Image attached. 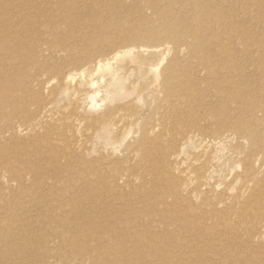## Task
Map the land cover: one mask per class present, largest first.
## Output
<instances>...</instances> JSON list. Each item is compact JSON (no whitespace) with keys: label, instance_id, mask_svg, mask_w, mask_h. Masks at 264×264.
Here are the masks:
<instances>
[{"label":"bare ground","instance_id":"obj_1","mask_svg":"<svg viewBox=\"0 0 264 264\" xmlns=\"http://www.w3.org/2000/svg\"><path fill=\"white\" fill-rule=\"evenodd\" d=\"M25 1L0 0V63L6 53L20 56V47L13 46L12 43L15 39H21L24 31L29 35L36 33L32 38H36L40 34L43 36L45 33L48 37L56 35L59 31L57 25L64 21L69 30L66 34H69L73 41L79 35L78 30L73 27L80 29L79 24L82 22H87L85 25L95 32L100 28L101 31L97 35L87 33L83 36L84 49L81 57L66 59L65 66L71 68L67 77L73 75L71 74L72 70L81 68L85 63H92L99 57L92 70L82 69L77 75L81 76L80 86H96L97 91L90 96L92 107L103 106L105 101H109L102 117L93 119L89 123L91 125H88V130L94 133L102 129V133L97 136L100 140H103V136L109 139L111 135H114L112 138H118L121 134L119 132L115 134L114 124L122 122L123 128L127 125L129 118L133 117L135 131L132 132V135L131 132L127 134L126 139L131 137L127 144L120 148L111 146L112 148L110 147L106 154L96 149L100 154H95V157L87 158L84 153H80V157L78 155L71 157L66 162L69 177L52 175L57 181L56 187L51 184L47 185L44 177L42 178L43 182L37 187V185L25 184L23 181L24 168L29 164L31 158L6 157L7 151L13 146L15 150L19 151L23 147V143L18 145L17 139L30 129L42 127V134L37 135L39 138L35 144V150L47 151L48 148L52 158L61 156L66 153L70 145L67 143L62 145L56 133L67 139L66 129L63 130L65 126L56 131L55 124H48L47 127L45 107L37 112L35 122L31 124L23 120L17 125L10 122L8 129L13 126L12 133L9 132L10 136L6 139L5 144H0V156L6 157L4 167L15 171L14 179L21 186V189L15 193L25 195L26 191L32 190L33 196L39 201L35 202L37 205L44 204L46 206L45 203H47L46 210L43 208L44 218L47 216V221L44 219L42 224L38 221L36 226V221L26 222L20 219L17 225H14L17 212L11 205L13 203L18 205L27 198L18 197L14 201L3 198L7 202L6 214L9 216L3 218L0 214V222L9 226H6L7 229L4 227L0 229V264H51L49 261L51 257H56L60 260L59 262L64 264H159L165 258L167 260L164 264H215L211 258H207L208 255L206 256L204 251L193 250L191 257L184 251L186 246L177 242L171 249L173 245L168 242L164 244L162 240L165 237L185 234L193 235V246L200 242L198 247H202L206 243L208 246L216 248L227 241L232 244L234 242L232 239L237 235L251 236L252 234L251 239L244 240L242 245L254 251L253 253L240 247L236 250L228 249V245H224L222 249H214L221 253L222 260L219 264L264 263V250H262L264 245L255 246L252 243L258 227H255V223L247 224L245 218L249 209L255 210L258 204L264 206V191L262 194L259 191L257 200L250 203L246 199L237 201V195H230L222 189L218 191L219 193H215L218 194L216 197H211L213 192L210 193L205 186L208 184L207 174L210 169L207 162L200 164V166H206L207 172L195 173V184L186 191L187 196H184L180 186L181 183H185L186 177L181 174L175 176L172 171L173 165L182 164L183 166L185 164L184 161H179V157L184 152V140L188 135H190L189 139H199L197 136L202 135L203 139L200 140L205 141L206 144L208 141L207 146L210 148L217 147L223 140L227 143L230 142L232 148L236 149L234 153H237L238 150L240 153L242 151L241 163L245 166L242 173L250 171L255 155L264 151V118L256 119L251 111L258 108L264 111V98L253 101L250 107L245 108L243 114L239 111L237 117L235 110L233 114L225 116V111H221L219 108L211 109L209 110L211 116L218 122H223L221 126H216L220 130L215 134H207L210 131L203 126L201 131L189 134L185 128L186 121L177 120L179 115L185 116L184 112L186 111H182L179 104H176L174 91L180 90L184 97L192 99L189 86H193V82L190 79L184 81V78L180 76L179 81H176L177 84L174 83L175 79L184 72L182 70L187 62L175 59L169 64V68L160 69L156 76L160 87L161 73L164 75L162 77L164 88L167 91L166 102L170 103L171 107L170 110H164V106H160L165 124L163 127L158 126L160 128L157 131L153 129L156 133L154 131L151 135V129H147L150 119L146 121V117L152 115L153 94L147 92L146 85L131 82L133 78H137L133 81H138V77L140 78V75L135 71L141 64V61L135 58L137 51H133L134 48H129L131 46L116 49L126 43L133 45L135 40L141 43V46L150 48L165 45L164 49L167 53L170 48L177 50L186 45L190 56H195L200 64L203 62L204 66L210 65L213 70L221 66L231 70L233 66L228 60L220 59L218 66H215L216 63L213 61L221 57L220 53L233 48L226 50L225 47L219 49L218 46H221L220 44L224 42L225 38L234 40L237 36L242 35L244 42H248V39L253 40L255 36L248 35L247 31L239 32L241 25L238 26L232 22L235 8L231 7L226 0H133L130 5L127 4V0H109L107 7L112 9V14L118 15L124 8L125 17L120 16L115 19L112 22L114 24L103 23L99 26L96 25V22H105L98 18L100 14L97 15L96 12L99 0H89L88 4L92 6V9L88 11L89 14L83 13L78 18V22H72L69 17L55 13L47 16V11L39 10L34 18L29 19L31 26L23 29L28 3L31 0ZM147 2L149 4L145 5ZM242 3L243 0H235L236 5ZM147 7L152 9L155 17L160 18L159 24L138 34L139 22L150 21L145 12ZM18 10L19 12H17ZM134 14L138 17L136 21L132 19ZM91 16L93 17L90 18ZM125 23L132 24V29H129L128 32L123 26ZM18 24H21L19 29ZM110 26L119 27L122 34L107 36V28ZM42 28H45L44 33L41 32ZM105 29L106 31H104ZM149 41L157 44L146 45ZM59 43L60 41L55 40L52 45H59ZM62 46L71 50L70 55L77 52L72 48V44L69 45L65 42ZM147 49L149 48L140 50ZM109 53L113 54L108 57ZM128 53L134 54L129 61L131 66L114 61ZM93 54L96 56L95 58H93ZM35 56L41 57L38 53H35ZM210 61L213 62L212 65ZM47 64L45 61L44 67H47ZM94 71L98 74L96 78H93ZM84 74H87L85 79L82 77ZM204 77L208 78L209 76ZM5 78L7 81L4 80ZM12 78L16 79L17 75L11 76L9 72L4 71V68L2 71L0 70V121L4 118L8 119L5 109L6 106L13 103V93L16 88L13 91L11 82L15 80ZM50 82L51 80L48 83ZM41 83L45 86L47 81H41ZM137 86H139L140 95L136 97L138 101L144 103L143 109H135L129 104L116 103L117 98L121 96L119 95L120 89L125 88L127 96H131ZM99 93H103L104 97ZM65 94L66 90H60L55 94V100L63 98ZM88 96L89 93L87 98ZM25 100L26 98L21 96L16 98L14 112L24 107ZM128 107L129 113L116 115V110L117 112L124 111ZM104 115H106L105 118H103ZM186 117H190L192 120L195 118L194 115ZM137 125H143L145 137H137V132H139ZM227 125L230 129L226 127ZM1 133L2 131H0V136ZM4 138L0 137V140ZM244 139H247L246 147L241 142ZM168 140L171 142L169 147ZM89 148L86 146L84 151H88ZM160 148H162L163 154L159 153ZM257 148H261L262 151ZM25 149L27 148L25 147ZM133 152L135 155L132 154ZM58 159L60 158H56V160ZM73 161H78V168L74 167ZM44 162L47 164V160ZM126 163L128 164L126 165ZM256 170L252 169L249 174L245 173L244 176L251 179L256 175ZM30 173L38 175L37 169ZM23 185L30 186L26 188L22 187ZM259 186L255 183L253 189L256 191ZM208 188L210 189V187ZM3 193L0 192V196ZM193 194L201 195L199 205L194 203ZM228 198H233L231 201L233 203L226 202ZM223 202L224 205L220 206ZM25 206L19 207L32 216V211L28 212L29 210ZM257 209L262 210L264 207ZM233 216L237 219H233ZM46 226L53 238L59 239L57 240L58 244H55L54 247H51L54 240L52 243L47 242V233L34 232L37 229H45ZM20 230H23V235L18 238L19 241H15L13 234ZM222 236L226 239L222 240ZM22 240L25 242L21 243ZM231 252L234 255H231ZM234 257L235 259L232 260Z\"/></svg>","mask_w":264,"mask_h":264},{"label":"rangeland","instance_id":"obj_2","mask_svg":"<svg viewBox=\"0 0 264 264\" xmlns=\"http://www.w3.org/2000/svg\"><path fill=\"white\" fill-rule=\"evenodd\" d=\"M23 1V0H17ZM25 1V0H24ZM109 0H99L98 9H96L98 18L103 21L96 22V25L101 26L103 23L114 24L112 23L115 19L124 16V8L120 10L118 15L112 14L110 8L107 7ZM230 3L231 7H234L232 15V22L241 25L239 32L247 31L248 35H255L253 40L245 39L248 42H244L242 35L237 36L234 40L225 38L224 42L218 46L221 48H233L227 50L224 53H220L221 57L217 60L213 61L216 63L215 66H218L220 63V59H226L231 63V70H228L224 67H218L213 70L212 66L208 65L204 66L203 62L201 64L198 62V59L194 56H190L188 52L187 46L183 45L179 49H172L167 53L165 45H161L159 47H145L141 46L137 40L134 41L133 45L130 43H126L125 45H120L118 48H123L127 46H131L129 48H134L133 51H137L135 54V58L141 61L139 68H137L136 74L140 75L138 77V81H133L137 78L131 79V82H136L138 85H146V90L149 93L153 94L152 97V106L151 112L152 115L146 117V121L150 119V124L147 129H151V135L153 132L158 130L160 127H163L165 124V119L162 118L161 113L162 109L160 106H164L165 109L170 110V103L166 102L167 91L163 85V77L161 73L160 78V87L158 80L156 79L157 73L160 72L162 68H169V64L172 63L175 59H180L183 62H186L185 67L182 71H184L181 75H179L174 83L177 84L176 81H179V77L181 76L185 80H192L193 86L191 85L190 93L192 94V99H187L184 97L180 90H175V102L179 104V108L182 111H186L185 116L179 115L177 120L181 122H185V128L189 132V134H195V131H201L204 126L207 128V134H215L220 129L216 126H221L209 110L214 108H219L221 111H225V116L233 114L234 110L235 116H239V111L241 114L244 113L246 107H250V104H253V101H256L258 98H264V0H243L242 4H235V0H226ZM239 1V0H236ZM26 2V1H25ZM130 2L133 0H127V4L130 5ZM75 3L77 4L75 6ZM89 3V0H31L28 3L27 7V15L26 20L23 22V29L31 26L30 18H34L39 10L47 11V16L51 13H55L57 15H63L69 17L72 22H78V18L83 13L89 14V10L92 9V6ZM117 3H120L117 1ZM149 4L148 2L145 5ZM88 5V6H87ZM19 12V10L17 11ZM77 12V13H76ZM146 15L148 16V20H144L139 22V27L137 28L138 34L144 31H148L149 29L157 26L159 24V17H155L151 8L147 7ZM76 13V14H75ZM228 16V14H227ZM91 16L90 18H92ZM138 17H132L133 21H136ZM81 20H84L81 18ZM87 22H82L79 24V28L77 29L73 27L75 30H78L77 39H71L69 32L66 26V22L61 21L58 26V33L56 35H50L47 37V33L40 34V36L36 38H32L33 34H27L25 31L21 37V39H15L12 43L13 46L20 47V56H15L13 54L6 53L4 54V59L0 63L1 71L4 68V71L9 72L11 76L17 75V78L11 82L13 88V103L9 106H6V113L8 119L4 118L0 121V131H2L0 137H5L0 140V144H5L6 139L10 136L11 127L9 128L10 122L12 124H18L20 122L26 121L28 124L35 122L36 114L41 109L45 107L44 110L47 111V127L48 124H55L56 130H59L62 126H65L63 130L66 129L67 139L64 138L63 135L58 133V139L62 145H70V148L67 149L66 153L61 156H54L53 158L50 155L49 149L43 151H36L35 144L38 142V136L42 134L43 128H35L30 129V131H26L23 133V136L17 139V144L23 143V147L19 151L15 150L11 147L6 154L7 156L13 158H31L32 164H29L24 168V183L30 184L32 186L37 185V187L43 182V177L47 181V185H52L53 187L57 186V181L52 175H60L62 177H69L66 165V162L73 156H79L80 153H84L87 158L95 157V154H100L96 151L98 149L103 154H106L111 146H117V148L122 147L123 145L129 142V139L126 136L129 132L135 131V123H133V117L129 118L127 125L123 128V123H116L114 131L115 134L119 132L121 136L118 138H112L111 135L108 139L106 136H103V140L97 138L99 134L102 133V129L100 131H96L91 133L88 130V125H91L93 119H97L102 117V113L106 111L108 102L105 101L103 106L92 107L90 105V96L94 94L96 90V86L93 85H85L80 86L79 81H81L80 77L77 75L81 72L80 70L86 69L92 70L95 67V61L99 58H96L92 63H85L81 68L72 70L69 77L68 72L71 70L68 66H65L66 59H78L81 57L82 51L84 49L83 45V36L87 33H92L97 35L101 29L99 28L97 32L91 30L87 25ZM124 28L128 32L129 29H132V24L125 23L123 24ZM18 29L21 28V24L17 25ZM48 28V23H47ZM117 26H110L107 28L108 35L107 36H117L122 34ZM20 29V30H23ZM225 30V29H224ZM223 30V31H224ZM106 31V29L104 30ZM222 31V32H223ZM41 32H45V28L41 29ZM65 32V33H64ZM64 33V34H61ZM105 38V37H104ZM60 41L59 45H52L53 41ZM65 42L69 45H73V49H76L77 52L73 55H70L71 50H67L66 46H62ZM231 43V44H230ZM153 41H149L146 45H155ZM101 45V44H100ZM99 45V46H100ZM167 45V44H166ZM169 46V45H168ZM170 47V46H169ZM210 47V46H208ZM47 48V51H46ZM142 48H149L147 50H140ZM45 51V52H44ZM122 51V50H120ZM109 52V51H106ZM245 52V53H243ZM35 53H38L41 57H36ZM113 54V53H112ZM112 54H108L107 56H111ZM7 55V56H6ZM134 56L133 53H128L125 56H120L114 61L118 63H126L131 66L129 63L130 58ZM96 56L93 54V58ZM123 60V61H122ZM186 60V61H184ZM46 61L47 67H44L43 63ZM211 65H212V61ZM78 67V66H76ZM74 67V68H76ZM236 68V70H235ZM29 72V73H28ZM28 73V76H27ZM75 73V74H74ZM87 76L84 74L82 77ZM98 76L97 72L94 71L93 78ZM204 76H209L204 77ZM207 78V79H203ZM211 79V80H209ZM7 81V78L4 79ZM51 80L50 83H48ZM41 81H47V84L44 86ZM136 90L130 96H127V90L125 88L120 89L119 98H117V104H129V106L134 107L135 109L144 108V103L138 101L136 96L140 95L139 86L135 87ZM60 90H66V94L63 98L59 100H55V94L60 92ZM89 96L87 98V95ZM102 97H104L103 93H99ZM1 96V94H0ZM21 96L22 98H26L25 102H23L24 107L19 108L16 112H14V108L16 105V98ZM109 99V98H108ZM116 101V100H115ZM89 104V105H88ZM167 107V108H165ZM129 107L127 109L119 110L116 115H122L129 113ZM34 111H36L34 113ZM251 114L258 118H264V111L261 108L256 109L255 111H251ZM188 115H194L195 118L192 120L190 117H186ZM104 115L103 118H105ZM117 117V116H116ZM261 121V120H260ZM25 122V123H26ZM39 123V122H38ZM144 123V122H142ZM5 124H8L7 126ZM141 124V123H140ZM111 126V125H110ZM139 128V132H137V137H145L144 127L143 125H137ZM160 126V127H158ZM38 127V126H37ZM104 127V126H103ZM230 129L229 125L226 126ZM133 128V129H132ZM104 129V128H103ZM155 129V130H153ZM155 131V133H156ZM224 132V131H221ZM27 134V135H26ZM86 134V136H84ZM38 135V136H37ZM205 135V134H204ZM190 135L186 137L184 140V152L180 155L179 161H184L185 164H177V166L172 167L173 174L175 176H179V174L186 177L185 183H181L180 190L184 196H187V192L192 185L195 184V173L207 172L206 166H200V164H205L208 162L210 165V169L208 172V184L206 190H208L211 194V197H216L219 193V190H225L226 193L230 195H237V201H241L239 199L247 200L248 203L254 202L257 200L258 192L261 191V194L264 191V151L259 152L254 157V161L251 164V170L257 169L256 175L250 179V177H245V173L249 174L248 170L245 173H242L245 170V166L242 165V151L241 153L237 151L235 148H232L230 142L221 141L217 145V147H208L203 139L202 135L197 136L199 139H189ZM163 139L167 140V138L163 137ZM162 139V140H163ZM200 141L201 143H197ZM243 146H247V139L241 141ZM250 142V140H249ZM170 144V145H168ZM203 144V145H202ZM168 147L171 146L170 140L167 141ZM246 145V146H245ZM84 146V148H83ZM86 146L90 148L88 151H84ZM260 146V145H259ZM25 147L27 149H25ZM112 148V147H111ZM111 150V149H110ZM257 150H261V148H257ZM256 150V151H257ZM23 152V153H22ZM163 154L162 148L159 149V153ZM135 155V153H132ZM5 157V158H6ZM5 158L0 156V192H4L3 195L0 196V214L3 218H7L9 215L6 214V210L8 208L7 202L3 200V198H9L14 201L15 198L18 197H26L27 200H24L20 204V207L25 206L28 212L32 211L33 215L29 216V213L22 210L16 203H13L11 206L17 212L16 223L21 220L36 221V226L38 221L42 224L43 220L47 221V216L44 218L43 208L46 210V206L42 204V206L37 205L35 202H39L35 199L34 192L32 190L26 191L25 195H21L15 193L21 189L20 184L14 179V173L12 169H8L4 167ZM40 158V159H38ZM56 158H60L56 160ZM45 160H47V164H45ZM179 162V163H180ZM59 163V164H58ZM74 167L78 168V161H73ZM128 163H126L127 165ZM60 166L59 168H56ZM182 166V170H181ZM34 169H37L38 175H31ZM52 177V178H51ZM192 179V180H190ZM246 179V181H243ZM210 183V186H208ZM257 183L259 186L258 190H254L253 186ZM30 185H23L22 187H29ZM42 187V186H41ZM40 187V190H41ZM208 187H210V190ZM11 189V190H9ZM214 190V191H213ZM51 196L50 194H48ZM201 195L193 194V201L196 205L201 203ZM222 197V195H221ZM228 197V196H227ZM233 198H228L226 202H231ZM236 200V199H235ZM22 201V200H20ZM16 201V202H20ZM228 203V204H229ZM224 202L220 205L223 206ZM259 207H264L263 204H258L255 210L247 212V216L245 217L247 220V224L252 225L255 223V227H258L256 233L254 234V240L252 243L254 245H264V209H257ZM260 211V212H259ZM236 217L233 216V219ZM237 219V218H236ZM15 222V221H14ZM13 222V223H14ZM7 224L4 225L3 222H0V229L4 227L7 229ZM40 232L42 234L47 233V242L52 243L51 247H54L55 244H58L57 240L53 238L50 234V230H47V226L41 229H37L34 232ZM7 233L5 234V236ZM23 235V230L13 234V239L15 241H19ZM4 236V237H5ZM252 236V234H251ZM251 236L245 235H237L236 238L232 239L234 242L232 244L229 241L221 243L218 248L208 246L206 243L203 244L202 247H198L201 243L198 242L196 246H193V235L185 234L183 236H170L165 237L163 240L164 244L169 243L173 245L171 249L174 248V245L178 242L182 246H186L184 251L189 253L192 257L193 250L204 251L207 258H211V261L215 264H219L222 260L221 253L217 252L214 249H222L224 245H228V249L242 248L246 251H250L249 253H253L249 248L242 245L244 240L251 239ZM222 240L226 238L224 236L221 237ZM24 243L25 241L22 240ZM264 250V249H262ZM231 255H234L231 252ZM235 257L232 259L234 260ZM167 258L159 264H164ZM51 264H64L59 262L56 257H51L49 259ZM171 261L169 260V263ZM264 264V263H257Z\"/></svg>","mask_w":264,"mask_h":264}]
</instances>
